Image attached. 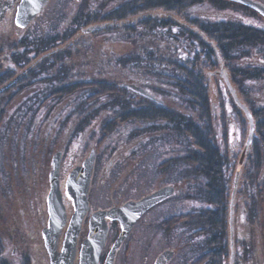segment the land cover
<instances>
[{"label":"flooded vegetation","instance_id":"1","mask_svg":"<svg viewBox=\"0 0 264 264\" xmlns=\"http://www.w3.org/2000/svg\"><path fill=\"white\" fill-rule=\"evenodd\" d=\"M247 1L257 4L264 9V0ZM20 3H22V0H0V51H14L16 49H19V51H21L29 48L31 43L30 28L33 21L38 17L46 20L58 21L57 27L55 29L56 31H53V33L62 36L65 34L71 35L73 36L72 39L85 34L82 32L83 28L89 25L102 24H104L103 27L91 30V32L87 34L99 33L109 39H111L112 36L118 35H134L142 37L148 35L175 36L176 34H192L203 37V39H205L207 26L210 23L216 22L222 25V23L224 22H232L234 24L238 23L246 28H249L247 34L246 32L243 33L240 44L242 50H248V53L244 54L242 57H239L234 62L233 69L235 70V73L238 75V78L241 77L242 79L243 77V80L241 81L242 83L247 85L255 84L256 81L239 74L241 69L248 72L257 71L259 72V75L261 77H264V12L256 6L243 1L45 0L40 10H38L35 15L27 23L24 24L17 22ZM174 16H179L180 21H178L176 19L177 17ZM45 29L49 30L51 28L45 27ZM253 32H257L259 34L258 37L262 38L263 40L256 42L257 37H253ZM250 35L251 37H249ZM207 41L218 53L219 51L217 49V45L213 43V40L210 39ZM218 43L219 47L222 49V37L220 38V42ZM93 45H95V43H93L91 46ZM122 45L125 46V48H123L125 52L119 55L120 60H108V57H110V55L111 57L117 56L115 54V52L117 51H115L113 48H110V55H108L107 61L104 64H96V66H104L103 72L106 75L105 79L102 78L99 81L108 83L118 82L124 83L125 85L133 84L138 86V84L135 82H139V80L135 79L133 81V79L128 78L126 76L127 70H125L124 74L121 76H117L115 74L117 70H113L115 68H118V62H126V53L132 47V45L128 42H123ZM56 47L57 46H55L54 48L56 49ZM217 56L218 65L220 63L225 64L219 57V53ZM67 67H69V65H67ZM227 69L228 71H226V69L222 67L221 71H217V74L220 77L218 80L219 85L223 87V90L226 92L227 98H230L228 95H231L232 98H230V100L228 101L229 107L228 105H226L227 103H225V105L229 109L224 106L226 112L230 113L229 118L226 119L225 124L221 125L225 126L226 128H221L220 134L217 133V138L218 135H220L219 138H222L223 136L225 137L226 135L227 139L225 145L228 147V151L231 152L232 156H234L235 154H237V152L239 154L240 152L242 153L244 149V147L240 148L242 135L241 127H243L244 123L238 119L239 115H237V111L233 107V105H236V107L238 105L232 97L231 91L225 82L223 74L226 73L225 75L227 76V74L229 73L228 76L230 77V79L228 76L227 79L229 80L231 87L234 89L236 94L242 97L243 100L247 98L244 95H240L241 93L238 92L240 88L238 84L234 82L235 80L233 81V78L230 76L231 72L229 71L228 67ZM260 73H262V75ZM95 74L98 75V72L94 71L92 75H88V77L79 79L80 74L76 71L72 72V75L69 78H72L74 80L77 79V81H75L76 83H91L92 78H97L94 76ZM82 76L84 77V75ZM139 87L143 88L146 92L152 95V97L139 93L137 91H132L131 93L135 94L131 95H135L134 97L137 100V109L142 110L144 108L153 106L155 108H168V111L172 110V104H170L169 101H166L163 96L157 93L150 92L147 87H143L140 85ZM243 90L245 91V88H243ZM250 90H253V88H251ZM254 93L255 92L252 91L248 93L249 97L251 99H254V102L251 103L252 109L246 103H244V101H242L239 96L237 97L245 106H247L253 118V133L251 135V140L247 146V149L248 152L251 151L253 155H256V144L261 145L263 141L260 140V136H262V134H258L256 127H264L261 126V123L259 122L261 121V119L264 120V116L261 115V117H257L259 112L258 110L264 107V101H259L258 97H256ZM41 108V113H43V111H45L46 113V111L48 110L45 105ZM53 115L55 114L51 113L50 116ZM94 119L95 118H93V120ZM149 125L150 124H144L143 122H140L138 127H130L128 129L129 134L127 138H124L129 144H126L127 142L123 141L125 143V150H120L118 153L111 155V158L107 160L106 156L110 154V150L107 151V154L100 155L99 151H96L93 143L92 148H90L88 152V155L84 156L83 154H77V159L74 160L72 164H69V166H74H72V168L68 170L66 175H64L65 169L63 168L64 154L63 150L62 152L60 150L61 155L58 167V183L59 189L61 191L62 203L65 209V217L63 223L56 226H51V218L53 217V215L49 207L50 205L48 198L51 190L50 176L51 171L54 168V165L52 163V155L50 161V170L48 173L47 187L43 188V191L46 193L45 196L41 195V193L43 192H40L41 184H39V196L35 198L38 201V208L35 211L33 210V215H31L30 207L34 204L29 201L25 203L26 209L28 210L27 213L29 214L30 219L33 221H31L30 223L29 231H24L30 241L27 242V240L22 237V243L20 242V247L22 246V244L25 245L24 251L21 252V256L19 258L23 262V264H80L81 246L83 241L88 237L89 221L94 212L99 210H110L112 208H117L128 201H138L143 197L149 196L152 193L160 190H163L162 196H160V198L156 202H154L142 212V214L132 224L128 234L124 239L128 238L133 228L137 225L143 226L144 224H149L161 227L166 231L168 243L167 246L164 245L165 248H163L156 257H158L163 252L170 251L171 256L165 264H168L169 262L171 264H175V259L177 256V264H181V261L186 264V255L188 252H190V242H188V239L190 229L192 228V210L194 211L197 208L195 204L196 202L192 197L193 191L190 175L191 170L189 156L191 142L189 137L185 136L186 138H188L186 139L182 136H177V130H175V127H164V124H157V127H145ZM221 126L219 125V127ZM52 128L54 131H56L59 127ZM105 128L110 127H92V130L95 132L96 129L103 130ZM89 132L90 127H79L75 132L72 141L69 143V147L78 149L80 147V143L85 140V134L89 135ZM130 140H133L134 142H130ZM107 141L104 142L103 145H108ZM182 150L183 154L181 153ZM92 151L94 153V159L86 195L87 208L78 225L75 226L73 231H69L71 218L76 208L73 199L67 192V178L70 171L74 167L82 165L84 159H86V157H88ZM177 154H179L180 157H178ZM177 157L183 160H177ZM178 161L183 163V170L181 175L176 177V168L178 166ZM10 163L9 170L11 171V173H13V163ZM0 169V192L7 190V193H10L8 195V198H10V195L15 194V192L11 194L9 189L11 188L10 182L6 181V183H4L6 179L1 163ZM260 177L262 179L263 175H260ZM103 180H105L104 184L112 186L109 189V194L114 190L113 187L117 189L119 188L121 183L123 185H131L132 183L144 184L146 189L144 188V193L140 194L136 198L129 197L124 200L110 199L111 203L109 205L95 208L91 204V192L94 188L95 181H97L98 184H101ZM14 189L15 188H13V190ZM249 198L252 199L251 202L254 201L253 195L249 196ZM11 202L13 201L11 200ZM206 203L208 202L206 201ZM7 204H10V201H8ZM201 204L202 201L198 203V206L200 208H204V210L209 208V205L201 206ZM236 204L237 203L233 201H229L228 219L231 215V212L233 211L234 206L236 209L239 208V206H237ZM0 205L3 206L1 203ZM8 207H10V205H8ZM10 208L14 211L15 206L12 205ZM238 210L239 211L236 213L235 221L237 222V224H240L242 226L241 228H243L240 231L239 242H241L240 244L244 247H239V249L234 250L233 239L229 238L228 249L230 264H233V259L236 258V254L239 255L237 264H262L260 261L261 258L259 256V253L261 251V253H263L264 255V205H262L260 209L258 208V210H256V205L254 203L253 205L248 204V206L245 207L247 213L244 209V212L242 211V213L240 209ZM255 210L257 215L255 214ZM0 219V224L3 223L5 226H7L8 224H15V222L17 221L15 216H12V219L7 220L4 219L2 215L0 216ZM241 219H243V221ZM105 221L107 224V233L105 242L98 256L97 264H105L106 257L109 254L115 239L122 229V225L117 218L105 216ZM229 221L232 222L231 217ZM33 225H36L35 229H33ZM258 225L259 228L257 229ZM110 236L113 238L109 243L108 239ZM179 237H181V239ZM121 242L122 243H120L115 250L114 260L117 251L123 244V240ZM255 243L259 244V248L255 247ZM4 250V237L0 232V264H12L11 261L3 255ZM246 254L247 260H244Z\"/></svg>","mask_w":264,"mask_h":264},{"label":"trees","instance_id":"2","mask_svg":"<svg viewBox=\"0 0 264 264\" xmlns=\"http://www.w3.org/2000/svg\"><path fill=\"white\" fill-rule=\"evenodd\" d=\"M56 27L57 26L49 30L45 29L43 26V29L36 27L37 29H34L36 31L31 35L30 47L20 51L24 56L26 55V59L24 58V61L18 62L16 67L28 65L41 54L48 53L49 55L41 59V62L34 65V67H31L29 71L23 73L15 83L0 92V104L2 103L1 100L6 101V104L3 103L0 107V112L2 113H0V118H2V120L4 119V108L7 104H9L14 97L22 94L25 96V99L17 104V107L16 105L11 107L12 109L16 108L12 111L9 110L7 114L10 115L13 113L14 118L16 117V119L24 122L26 120L28 124V127H25L27 129L26 136L29 137V140L36 126V118H40L38 115L41 114L38 113L42 110L41 107L44 105L46 107L48 101L59 102L65 99L67 100L65 106L59 109L53 116L47 114L46 116L48 117L41 120L42 127H36V130L39 131V129H44L45 125L47 128L43 131H51V128L62 119H64L62 122L63 126L68 127L69 124L74 126L79 119H74L76 118V114L71 110L74 106L82 107L79 109L80 112H77L78 117H81L84 113L90 115L87 116L86 114V119L83 121L85 123L80 124L83 127H85L87 123H90L92 117L95 118L96 115L100 117L102 113L100 111H104L105 109L109 117L112 119L114 117L113 120L108 121L107 119L109 118H105L107 125L111 123V125H108L109 127H118L121 122L126 123L131 120L150 124L145 127H157V124H164V127H175L177 136H182L183 138L189 137L190 139L191 146L189 156L190 162L193 164V176L196 177V180L202 182L201 192L203 196H206V201L209 203V208L194 221L200 224L205 223L204 225L207 226V231L204 232L207 236L205 239L208 243L213 242V246L211 247L216 251L217 244L215 245V243L217 241L222 243L224 240L223 232L226 225L227 214L226 190L229 183V178L226 174H228L230 165L227 162L229 161L228 155L221 150L219 145L217 130L215 128L219 126L214 120V106L211 103L207 82L205 81L203 72V68H212L218 65L217 51H215L207 40L211 39L213 43L217 45L219 57L229 68L233 81L235 80L234 82L238 84L241 91H243L241 95L247 98L243 100L244 103L252 109L251 103L254 102V99H251L248 93L250 91L255 92L254 95L258 97L259 101H264V94L260 95L262 92H258L259 90H264V78L261 77L257 71L248 72L241 69L239 74L256 81L255 84L247 85L242 83L241 80H243V77L242 79L241 77L238 78V75L233 69L234 62L239 57L248 53V50H242L240 44L243 33L246 32L247 34L249 28L238 23L224 22L220 25V23L214 22L207 26L205 39L192 34H176L175 36L148 35L142 37L133 35V37H124L127 40L131 37L128 43L131 44L132 47L127 52L129 54H127L128 57L126 58V62H118V68L127 70L126 76L133 79V81L135 79L139 80V82H135L138 86L147 87L150 92L160 94L166 101H169L173 108L171 111H168V108H155L153 106L142 110L137 109L135 95H131L135 94L131 93L134 89H132L130 85H125L124 83L98 82V86H96L91 93L87 92L88 89L86 87L92 84V82L76 83L74 81L71 83L58 82L59 84H55V80L53 81L54 73L52 71L55 67L58 68V73L61 75L59 77L63 76L66 81H72V78H69L72 73L70 71L67 72V69L63 70V62L66 56L69 55L70 46L58 52H54L52 49L67 41L73 42V36L71 35L62 36L54 34L53 31H56ZM252 34L253 37H257L256 42L263 40L258 37L259 34L257 32H253ZM221 37L223 39L222 49L219 47L218 43ZM249 37H251V35ZM82 38L83 37L80 36L78 41L73 43L78 44L80 42L79 40ZM111 39L115 41L122 40L119 38V35L112 36ZM18 50L19 49H16V51ZM117 60H120V57H117ZM97 67L98 69L100 68V71L101 69L104 70V66ZM14 74L15 73L10 72L8 75L1 76L0 86L14 76ZM260 74L262 75V73ZM254 85H256V87H254L256 91L250 90L251 86ZM242 88H245L247 91L245 90V92ZM25 91H27V93H24ZM78 92H80V94H85L82 97L86 102H78L76 105L77 100L76 102H74V100L70 102V100L71 96H75ZM89 93L92 94V99H88L86 96ZM103 97L107 101L101 99ZM233 107L238 112L237 107L235 105H233ZM258 111L257 117L259 118L264 113V107ZM259 122L261 126H264V120L261 119ZM2 128H5L4 133ZM2 128L0 127V150L4 148L3 143L6 141L8 129L9 133L13 131L14 136L11 138L13 141L17 142L21 137L17 134L19 127ZM258 129H262V131ZM256 130L258 134H262L260 140H263L261 145L256 144L255 149L257 156L261 154L260 151L264 145V127H256ZM224 142H226V140ZM17 149L19 150L18 147ZM226 150L228 149L226 148ZM221 176L223 178L225 177V179H220ZM16 181L18 182L17 178ZM197 187H199V185ZM196 193H198L197 190L195 194ZM195 194L192 195L193 199L196 197ZM197 197L199 196L197 195ZM191 224L193 225V222ZM221 243L218 245H221ZM212 249L210 248L209 251Z\"/></svg>","mask_w":264,"mask_h":264},{"label":"rangeland","instance_id":"3","mask_svg":"<svg viewBox=\"0 0 264 264\" xmlns=\"http://www.w3.org/2000/svg\"><path fill=\"white\" fill-rule=\"evenodd\" d=\"M174 17H177L176 19L180 21L179 16H174ZM57 24H58V21L46 20L41 17L36 18L33 21L32 26L30 28V41H31L32 33L36 31L34 29H37L36 27H39L41 29H43L42 26L44 28L45 27L54 28L55 26H57ZM87 33L81 35L83 38L79 40L80 42L78 44L77 43L74 44L73 42L75 41L77 42L80 36L72 39L73 42L67 41L65 43L58 45L56 49L54 48L53 51L58 52L70 46L69 55L66 56L65 61L63 62L64 68L63 67L62 68L63 70L67 69L66 71L67 72L70 71L71 73L77 71V73L80 74L79 79L88 77V75H92L94 71L95 72L98 71V75L97 74L94 75L97 78H92L91 79L92 84H89L86 87L88 89L87 92L91 93L93 92L95 87L98 86L97 85L99 84L98 82H103L99 80H101L102 78L105 79L106 77V75L103 72L104 70L101 69L100 71V68L98 69L96 64L97 65L104 64L107 61V57L108 55H110L109 53L110 48H113L115 51H117L115 52L117 56L111 57L110 55V57H108V60L110 59L114 61L117 60V57H120L119 55L125 52L123 49L125 48V46L122 45L123 42L124 43L129 42L130 41L129 39L133 36H131L128 39L129 40L128 41L127 39L124 38L126 36L119 35V38L122 40L115 41V40L106 38V36L99 34V33H96V34L95 33L87 34ZM65 36H68V35L65 34ZM93 43H95V45L91 46ZM70 53H71V56H70ZM126 54H129V53H126ZM47 55H45V53L41 54L28 65L26 64V65H21L20 67H16V64L18 62L24 61V58L26 55L24 56V54L20 53L19 50L18 51L16 50L0 51V77L4 75H8L10 72L15 73L14 74L15 76L21 70L28 67L29 65H31L30 68L34 67V65L41 62V59H43L44 57H48ZM216 55H218L217 52H216ZM222 64L223 63H220L219 65H216L212 68H203V72L205 75V81L207 82L209 96L211 98V103L214 106L213 107V110L215 113L214 120L216 124H218V126L224 125L226 122V119L229 118V114H230L226 112L224 106L228 105V101L230 100L231 95H228L230 98H227L226 92L223 90V87L220 86L218 83V80L220 77L217 74V71H221L222 67L226 69V71H228L227 66L225 64L223 65ZM67 65H69V67H67ZM30 68L27 71H29ZM113 70H117L115 72L117 76L123 75L125 71L123 69L121 70L120 68H117V69L115 68ZM52 71L54 73L53 81L55 80L54 82L55 84H57L58 82L71 83V82L77 81V79L76 80L71 79L74 81H70V80L66 81L63 76H62L63 78L59 77L61 75L60 73H58L59 71L57 67L53 68ZM82 75H84V77ZM14 76H12L11 78H13ZM103 83H108V82H103ZM252 87H253V91H256L254 90V87H256V85L251 86V88ZM221 88H222V93H221ZM133 91L135 92V90ZM238 92L243 93L241 89ZM258 92L260 93L262 92L260 95L264 94V90H259ZM24 93H27V91H25ZM90 93L86 95L88 99H92L93 97L92 94ZM83 95L85 94L84 93L80 94V92H78V94L76 93L75 96H71L70 102L73 100L74 102H76L77 100L76 105L78 104V102L79 103L83 101L86 102L85 100H83V97H82ZM24 97L25 96H23L22 94H19L16 97H14V99L9 104H7V106L4 108V111H5L4 119L2 120V118H0L1 128L2 127H11V128L19 127V131L17 134L21 136L17 140L18 143L13 141L11 139L14 136L13 131L12 133H9V129H8L7 130L8 132L6 133V137H7L6 141H4L3 143L4 148L0 150V163H1V166H3L4 175L6 179L4 183H6V181L10 182V187H11L9 188L10 192L11 194L15 192V194L10 195V198H8V195L10 193H7V190L0 192V203L3 205V206L0 205V216L3 215V218L7 220L12 219V216H15V218L17 219L15 224H8L7 226H5L3 223L0 224V232L3 235L4 242H5V250L3 252L4 253L3 255L6 256L11 261L12 264H23V262L19 258L21 256V252L24 251L25 245L22 244V246L20 247V242L22 243V240H23L22 237H24V239L27 240V242L30 241L27 238V235L24 231L25 230L29 231L30 223L31 221H33L30 219L29 214L27 213L28 210L26 209L25 203L29 201L34 204L33 206L30 207L31 215H33V210L35 211L38 208L37 207L38 201L35 198L39 196L38 195V188H39L38 185L39 184H41L40 192H43L41 193V195L45 196V193H46L43 191V188L47 187L48 173L50 170V161H51L52 155L54 156L55 153L60 152V150L62 152L63 150V154H64L63 155V168L65 169L64 175H66L68 170H70V168L74 166V165L69 166V164H72V162L77 159V154H80V155L83 154L84 156L88 155V152L90 148H92L93 143H94V147L96 151L98 150L100 155L107 154L108 153L107 151L110 150L109 152L110 154L106 156V160L111 158V155L118 153L120 150L122 151L125 150L124 142L125 141L127 142V140H125L124 138L125 137L127 138L129 134L128 129L130 127L139 126L138 121L131 120L130 122H126V123L121 122L118 125V127H110V128H105L103 130L96 129V131L94 132L92 130V127H109L108 125H111V123H109L108 125L106 124L105 118H109L107 119V121L114 119V117L113 119L109 117V114H107V112L105 111L106 109L104 111L101 110L100 112L102 113L100 114V117L96 115L94 120L92 117L90 119V123H87V125L85 126V127H90V132H89V135L85 134L84 136L85 140L82 141V143H80V147L78 149L77 148L74 149L72 147L70 148L69 143L72 141L75 135V132L77 131L79 127H83L80 124L85 123L83 121H85L86 119V114L87 116H90V115H88V113H84L81 117H78L77 112H80L79 109H81L82 107L74 106V108L71 109L76 114L75 115L76 118L74 119L77 120V118H79L76 121L74 126H72L71 124H69L68 127L63 126L62 122L64 121V119H62L60 122H58L54 126V128L59 127L56 131L52 130L53 129L52 128L51 131L49 130L48 132H44L43 130L46 129L45 125H44V129H41V130L39 129L38 131L36 130V127H42L41 120L46 119V117H48L46 116L47 114L49 115H51V113L56 114L59 109L65 106V102L67 100L65 99L59 102L48 101L46 103V107L47 108L49 107V110H47L46 113L45 111L41 113L42 110L39 111L38 114H41V115H38V116L40 118L39 119L36 118V126L29 140V137L26 136L27 129L25 127H28L26 120L25 122L20 121L16 119V117L14 118L13 113L10 115L7 114L9 110L10 111L15 110V108L17 107V104H19L21 101H23V99H25ZM239 98L243 101L242 97L239 96ZM103 99L105 101L104 97ZM1 102L2 103L0 104V107L3 105V103L6 104L5 100H1ZM225 103L227 104L225 105ZM15 105L16 107L12 109L11 107H14ZM237 110H238L237 115H239L238 119L244 123L243 127H241L242 135H241V143H240L241 147L240 148H242L244 147V144L247 140L249 127H248V120L243 110L239 108L238 106H237ZM262 115H264V113ZM222 127L223 126L215 127L217 130V133L220 134ZM225 128L226 127H223V129ZM2 130L4 133L5 128H2ZM258 130L262 131V129H258ZM219 136L220 135H218L219 145L221 147V150L224 151L225 154L228 155L229 161L227 162L230 165L228 169V174H226V176L229 178L228 179L229 183H228V187L226 190L227 192V214H226V223H225L226 225H225V229L223 232L224 240L222 241V243L219 241H217L216 243L214 242L215 245L217 244V250L214 251L211 247L213 246V242L208 243L205 239L207 236L204 234V232L207 231V226L204 225L205 223L200 224L199 222L194 221L197 217H200V215L203 214V212H205L204 208L202 209L198 206V203L202 201L201 206L209 205V203H206V196L205 195L203 196V193L201 192L202 182L196 180V177L193 176V172H192L193 164L190 162V170H191L190 175H191L192 191H193L192 193L195 194L196 190L198 193L195 194L196 197L194 198L197 208L196 209L194 208L195 209L194 211L192 210L191 223L193 222V225H192V228L190 229V234H189V239H188V242H190L189 243L190 252H188L186 255V264H199V263L200 264H230L229 249H228L229 238L233 239V249L234 250L239 249V247H244L243 245L240 244L241 242H239L240 231L243 228H241L242 226L240 224H237V222L235 221L236 213L239 211L238 209H240L242 213L243 209L245 210V207H247L248 204L253 205L254 203L256 205V210H258V208L260 209V207L264 205V145L260 151L261 154L257 156L253 155L251 151L248 152V149H247L248 147L246 148L245 153L242 158V162L239 167L238 179L236 180L237 184L234 185L236 168H237L238 161L240 159L241 152L240 154L237 152V154L232 156L231 152L226 150V148L228 149V147L225 145V142H224L227 139L226 135H225V138H223L224 136L222 138H219ZM106 141L108 142V145L105 146L103 144ZM132 141L130 140V142ZM2 142H3V139H2ZM31 142H32V146H31ZM126 144H129V143L127 142ZM17 147L19 148V150L17 149ZM61 152H60V155H61ZM181 153L183 154V150L181 151ZM179 154H177L178 157H180ZM178 157H177V160H181V158H178ZM10 162L13 163L12 164L14 167L13 173H11V171L9 170ZM131 163H134V162H131ZM177 165L178 166L176 168V177L181 175L182 170H183L182 169L183 163L178 161ZM260 175H263L262 179ZM16 178L18 179V182H16ZM221 178L223 177L221 176L220 179ZM223 179H225V177ZM104 181L105 180L102 181L103 184L102 183L98 184L97 181H95L94 188L91 192V204L95 208L109 205L111 203L110 199L124 200L129 197L136 198L140 194L144 193L146 189L144 184L132 183L131 185H123L121 183L119 188L115 189L113 187L114 190L109 194V189L112 186L104 184ZM198 185L199 187H197ZM13 188L15 189L13 190ZM197 195L199 197H197ZM252 195L254 197L253 202H251L252 199L249 198V196H252ZM11 200L13 202H11ZM8 201H10V204H7ZM229 201L230 202L233 201L237 203L236 204L237 206H239L238 209H236L234 206L233 211L231 212V215L229 216V219L231 217L232 222H230L228 219ZM8 205H10V207L14 205L15 206L14 211L11 210V208L8 207ZM201 210H202V213H201ZM256 210H255V214L257 215ZM241 220L243 221V219ZM35 226L36 225H33V229H35ZM230 227H231V231H230ZM258 228H259V225L257 226V229ZM112 238L113 237L111 236L109 237L108 239L109 243L111 242ZM124 238H123V244L121 245V248L117 251V254L115 255V260L113 256L114 264H154L155 262L154 260L157 258L156 257L157 254L160 253V251L163 248H165V246H167V243H168L167 242L168 237L166 235V231L163 230L161 227H158L156 225L153 226L149 224L148 225L144 224L143 226L142 225L135 226L133 230L131 231V233L129 234L128 238L126 239ZM179 238L181 239V237ZM219 243H221V245H218ZM209 246L212 249L211 251H209L210 249ZM255 247L259 248V244L255 243ZM259 256L261 258L260 260L261 263L264 264V255L263 253H261V251L259 253ZM238 258H239V255L236 254V258L233 259V264H237ZM244 260H247V254L245 255ZM175 262H176L175 264H177L178 256L176 257ZM181 262H182L181 264H184L183 261ZM112 264H113V261H112ZM168 264H171V263L169 262Z\"/></svg>","mask_w":264,"mask_h":264},{"label":"water","instance_id":"4","mask_svg":"<svg viewBox=\"0 0 264 264\" xmlns=\"http://www.w3.org/2000/svg\"><path fill=\"white\" fill-rule=\"evenodd\" d=\"M45 0H22V3L19 5L18 10V18L17 22L19 23H27L34 15L35 13L40 10L41 6L43 5V2ZM246 2L248 4H252L253 6H256L261 11L264 12V9L252 2H249L247 0H239ZM102 25H89L82 29L83 33H87L91 30L103 27ZM46 53L45 55H47ZM43 57V56H42ZM31 65L21 70L17 75H15L13 78L5 82L0 86V92L8 88L10 85L15 83L18 78L25 73ZM226 84L228 85L232 97L236 104L243 110L249 125V131L247 140L245 142L244 149L240 155V159L237 164L236 173H235V181L234 185H236V180L238 179V171L240 164L242 162L243 155L245 153V150L250 143L251 135L253 133V118L252 115L247 108L237 97L236 92L231 87V84L229 80L227 79V76L223 74ZM132 89L135 91L145 94L147 96H151L148 92H146L143 88L136 86V85H130ZM94 159V153L93 151L90 153V155L84 159L83 164L80 166L74 167L67 178V192L71 196V198L74 201L75 204V212L72 215L71 223L69 227V231H73L75 226L78 225L80 222L86 208H87V191H88V184L91 174V168L93 164ZM59 160H60V152H57L54 154L52 163L54 165L53 170L51 171V190L49 193V207L51 209V213L53 215L52 224L51 226H56L58 224L63 223L64 217H65V209L62 203L61 198V191L59 189V183H58V167H59ZM162 191H157L155 193H152L149 196L143 197L142 199L138 201H128L124 203L122 206H119L117 208H112L110 210H99L92 214L90 221H89V234L88 237L83 241L81 250H80V264H97L98 256L100 253V250L105 242V237L107 233V224L105 221V216H110L113 218H117L121 225L122 229L115 239L111 250L109 254L106 257L105 264H112L113 256L115 253L116 248L119 246L120 242L123 240V238L127 235V232L131 228L132 224L135 222V220L142 214V212L152 205L154 202H156L160 196H162ZM171 252L166 251L160 254L154 264H165L167 260L170 258Z\"/></svg>","mask_w":264,"mask_h":264}]
</instances>
